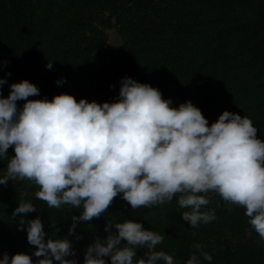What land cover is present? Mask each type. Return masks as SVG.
Wrapping results in <instances>:
<instances>
[{
	"label": "trees",
	"instance_id": "16d2710c",
	"mask_svg": "<svg viewBox=\"0 0 264 264\" xmlns=\"http://www.w3.org/2000/svg\"><path fill=\"white\" fill-rule=\"evenodd\" d=\"M113 29L121 41L108 51V31ZM48 59L52 68L46 67ZM8 70L4 95L11 82L28 78L39 86V97L68 91L77 99L98 101L117 98L121 77L131 75L158 86L175 105L190 98L209 123L224 109L248 115L264 139V0H0V76ZM60 77L66 80L58 84ZM7 151L0 174L15 154L14 146ZM38 187L28 178L0 184V256L5 250L31 253L36 247L12 216L21 198L39 207L25 215L39 214L47 235L68 234L72 214L79 209L69 203L48 207L35 196ZM209 195L204 207L214 208L217 218L196 227L182 218L176 196L163 204L131 208L117 194L105 213L77 223L80 239L68 235L81 264L84 246L95 235L108 234L107 221L129 218L160 231L164 239L156 247L173 254L176 264H185L192 252L200 264H264V238L245 207L230 206L219 193ZM194 242L213 259H205ZM137 252L142 256L145 249Z\"/></svg>",
	"mask_w": 264,
	"mask_h": 264
},
{
	"label": "clouds",
	"instance_id": "9594fccd",
	"mask_svg": "<svg viewBox=\"0 0 264 264\" xmlns=\"http://www.w3.org/2000/svg\"><path fill=\"white\" fill-rule=\"evenodd\" d=\"M52 61L46 67L52 68ZM9 75L10 70L0 76V160L8 157L10 146L15 154L8 158L0 184L28 178L39 185L35 196L48 207L69 203L79 209L68 227L74 239L82 236L77 223L105 213L117 194L131 208L176 196L182 218L191 226L211 222L216 211L204 207L210 192L230 206H244L264 238V139L250 116L224 109L209 123L190 98L175 105L158 86L131 75L121 77L118 97L112 100L77 99L68 91L39 97V86L28 78L11 82L4 95ZM18 201L12 216L36 247L31 253L5 250L0 264H81L73 239L47 235L39 214L25 215L39 207L31 199ZM105 230L106 236L95 235L84 246L82 264H176L173 254L156 247L164 235L141 220L107 221ZM193 247L213 259L200 242ZM140 248L145 249L142 256ZM185 264H200L197 253Z\"/></svg>",
	"mask_w": 264,
	"mask_h": 264
},
{
	"label": "rangeland",
	"instance_id": "374dc122",
	"mask_svg": "<svg viewBox=\"0 0 264 264\" xmlns=\"http://www.w3.org/2000/svg\"><path fill=\"white\" fill-rule=\"evenodd\" d=\"M120 37L117 34L116 30H109L108 31V41L106 43V49L108 51H114L118 45L120 44ZM107 66L109 67L110 70H113L114 65L113 62L111 60H107L106 61Z\"/></svg>",
	"mask_w": 264,
	"mask_h": 264
}]
</instances>
